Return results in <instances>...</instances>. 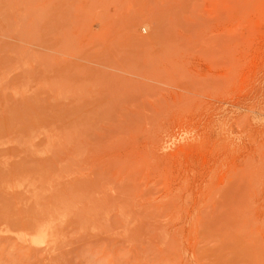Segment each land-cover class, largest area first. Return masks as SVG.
I'll return each mask as SVG.
<instances>
[{
  "label": "rangeland",
  "instance_id": "374dc122",
  "mask_svg": "<svg viewBox=\"0 0 264 264\" xmlns=\"http://www.w3.org/2000/svg\"><path fill=\"white\" fill-rule=\"evenodd\" d=\"M0 264H264V0H0Z\"/></svg>",
  "mask_w": 264,
  "mask_h": 264
},
{
  "label": "bare ground",
  "instance_id": "6f19581e",
  "mask_svg": "<svg viewBox=\"0 0 264 264\" xmlns=\"http://www.w3.org/2000/svg\"><path fill=\"white\" fill-rule=\"evenodd\" d=\"M44 223V222H43ZM51 223V222H50ZM52 228V227H51ZM49 228V229H51ZM38 237H40V239L38 240V243H41V242H45L46 241V238H47V234H46V229H40L38 231ZM48 249V248H47Z\"/></svg>",
  "mask_w": 264,
  "mask_h": 264
}]
</instances>
